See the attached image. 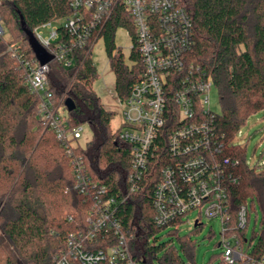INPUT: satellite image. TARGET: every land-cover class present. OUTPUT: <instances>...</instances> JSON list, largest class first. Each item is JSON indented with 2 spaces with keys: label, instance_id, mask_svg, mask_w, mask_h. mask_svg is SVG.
<instances>
[{
  "label": "trees",
  "instance_id": "obj_1",
  "mask_svg": "<svg viewBox=\"0 0 264 264\" xmlns=\"http://www.w3.org/2000/svg\"><path fill=\"white\" fill-rule=\"evenodd\" d=\"M180 1L192 20L194 45L187 62L204 69L219 90L221 110L214 122L224 142L218 157L230 175L229 224L236 228L242 205L250 218L255 212L260 231L254 230L250 240L245 231L237 233L242 242L247 240L249 256L258 261L264 258V166L247 163L246 149L235 143V136L250 115L264 110V0ZM70 12L67 0H2L0 5L10 30L9 38L0 37V264H55L66 250L70 234L89 228L92 197L75 188L72 155L55 131L40 123L41 99L26 84L24 71L15 65L9 50L17 44L27 56L37 58L23 22L33 31ZM119 27L130 29L133 43H137L131 18L121 9L101 36L115 73V91L125 99L144 72V64L136 46L126 58L116 45ZM88 50H75L73 67L51 60L50 88L55 101L66 110L68 98L75 102V109L68 110L70 126L88 124L92 130V139L85 146L77 141L73 154L82 157L91 178L120 200L129 188L132 150L112 128L116 111L102 104L93 87L99 73ZM162 154L165 149L159 156ZM159 156L141 187L118 202L116 217L127 233L133 257L143 258L145 264H183L175 243L160 242L158 234L166 227H158L154 220L153 192L164 163ZM178 238L192 255L190 237ZM95 240L91 247L106 246L104 235Z\"/></svg>",
  "mask_w": 264,
  "mask_h": 264
},
{
  "label": "built area",
  "instance_id": "obj_2",
  "mask_svg": "<svg viewBox=\"0 0 264 264\" xmlns=\"http://www.w3.org/2000/svg\"><path fill=\"white\" fill-rule=\"evenodd\" d=\"M67 2L69 14L44 22L33 30L42 47L53 56L52 60L61 62L66 68L75 65V50L89 47L88 52L92 53L117 10L127 14L135 27L137 43H133L131 49L138 48L144 72L128 97L123 99L116 91L114 96L121 108L119 139L131 146L133 155L129 188L121 202L141 187L151 163L165 149V154L159 156L164 163L153 192L156 225L178 228L189 213L198 209L200 216L195 227L202 225L201 216L209 220L221 219L222 238L218 246L222 249L224 264H264V258L255 261L249 256L250 246L245 247L247 240L242 242L237 233L238 230L246 231L250 222L246 205L239 210L236 228L229 224L227 177L230 175L226 174L218 157L224 142L214 122L216 111L210 104V92L215 84L204 69L187 62L194 39L191 17L181 1ZM42 28L48 30L40 31ZM127 33L132 38L130 29ZM6 35L0 14V37ZM9 50L15 65L24 71L26 84L41 99L40 123L52 128L72 155L75 188L93 200L87 217L89 228L70 234L67 248L58 255L55 264H145L143 258L132 256L127 233L116 217L119 198L110 195L106 186L91 178L82 157L73 154V147L82 137L83 125L72 127L68 116L61 114L64 106L55 101L50 88V62L42 64L37 58L27 56L17 44L10 45ZM100 235H104L106 246L91 247Z\"/></svg>",
  "mask_w": 264,
  "mask_h": 264
},
{
  "label": "rangeland",
  "instance_id": "obj_3",
  "mask_svg": "<svg viewBox=\"0 0 264 264\" xmlns=\"http://www.w3.org/2000/svg\"><path fill=\"white\" fill-rule=\"evenodd\" d=\"M7 35L9 38L10 30L5 24ZM48 29L42 28L40 31L46 32ZM128 29L119 27L115 34L116 45L122 49L126 58L129 57L133 40L127 33ZM92 59L99 73V77L95 81L93 87L101 98L102 104L110 110L116 111L111 124L114 131L121 128V108L115 102V73L113 72L110 59L106 51L103 39H100L93 51ZM211 108L220 112L221 104L219 99V90L214 85L210 92ZM61 114L68 116V109L62 107ZM83 125L82 137L78 140L82 146L92 139L93 133L88 124ZM241 133L235 136V143L245 147L247 163L251 167H262L261 162L264 161V110L258 111L250 115L240 128ZM251 200L249 199V203ZM259 209V208H258ZM260 212V210H259ZM261 214V212H260ZM200 211L198 209L192 211L183 219V223L178 228L169 226L163 229L159 234L160 242H173L179 250L184 262L190 260L193 264H224L222 261V249L218 243L222 238V223L220 218L207 219L201 216L202 225L195 227V221L199 218ZM255 212H252L250 222L246 229V237L251 239L254 230L260 231V223L256 221ZM177 229V230H176ZM189 236L193 242V253L189 254L187 249L181 243L178 237ZM249 245H245L246 249Z\"/></svg>",
  "mask_w": 264,
  "mask_h": 264
},
{
  "label": "water",
  "instance_id": "obj_4",
  "mask_svg": "<svg viewBox=\"0 0 264 264\" xmlns=\"http://www.w3.org/2000/svg\"><path fill=\"white\" fill-rule=\"evenodd\" d=\"M23 27L25 30V33L27 34L30 43L32 44V47L36 53L37 59L42 63H48L53 59V56L51 54H49L43 47L42 45L39 43V41L37 40V38L35 37L33 31L29 30L28 28L25 27V23L23 22ZM65 106L67 107V109L69 111H72L75 109L76 105L75 102L71 99L68 98L65 101Z\"/></svg>",
  "mask_w": 264,
  "mask_h": 264
}]
</instances>
